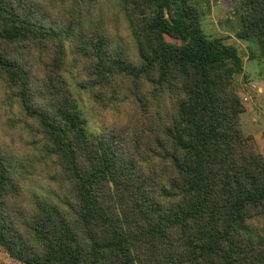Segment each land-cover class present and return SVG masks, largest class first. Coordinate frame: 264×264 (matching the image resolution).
Listing matches in <instances>:
<instances>
[{"label":"trees","instance_id":"obj_1","mask_svg":"<svg viewBox=\"0 0 264 264\" xmlns=\"http://www.w3.org/2000/svg\"><path fill=\"white\" fill-rule=\"evenodd\" d=\"M104 2L0 0V107L30 134L25 153L0 141V247L22 264H264L245 223L264 216V155L241 126L243 56L189 0H114L120 47ZM244 2L237 38L264 58V0ZM67 42L110 132L87 130Z\"/></svg>","mask_w":264,"mask_h":264},{"label":"rangeland","instance_id":"obj_2","mask_svg":"<svg viewBox=\"0 0 264 264\" xmlns=\"http://www.w3.org/2000/svg\"><path fill=\"white\" fill-rule=\"evenodd\" d=\"M189 1L200 12L205 33L210 37L224 38L228 44L236 46L244 58V70L235 76L233 83L234 89L247 108V111L241 116V126L243 133L253 140L254 148L264 155V58L260 57L261 53L257 43L246 42L237 38V33L242 28L241 15L245 10V2L244 0ZM103 5L104 7L98 9L102 25L104 24L107 28L115 43L120 47L127 48L130 34L124 14L114 0H105ZM66 48L68 51V73L72 79V92L78 101L84 118L87 120L88 132L94 136H100L106 131L110 132L114 126L115 118L111 115L103 117L95 108L89 94L80 87L78 71L74 66L68 42ZM253 54L256 57L253 58ZM10 116V112L0 107V141L7 144L12 143L20 153H23L25 141L30 134L21 131L18 123L8 121ZM5 128L10 130L8 136L5 135ZM19 157L22 165L31 168L33 152L29 153L27 163L25 157ZM245 223L248 230L255 232V235L264 239V216L255 217ZM243 224L244 222L239 223L241 227ZM0 264L22 263L12 259L0 247Z\"/></svg>","mask_w":264,"mask_h":264}]
</instances>
